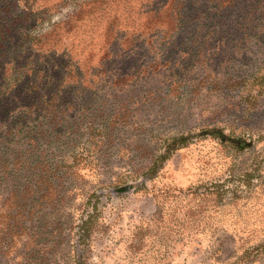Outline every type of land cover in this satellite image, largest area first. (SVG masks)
<instances>
[{
	"label": "rangeland",
	"instance_id": "1",
	"mask_svg": "<svg viewBox=\"0 0 264 264\" xmlns=\"http://www.w3.org/2000/svg\"><path fill=\"white\" fill-rule=\"evenodd\" d=\"M30 6L43 21L6 69L51 57L65 90L5 107L0 264H264V17L246 0Z\"/></svg>",
	"mask_w": 264,
	"mask_h": 264
},
{
	"label": "trees",
	"instance_id": "2",
	"mask_svg": "<svg viewBox=\"0 0 264 264\" xmlns=\"http://www.w3.org/2000/svg\"><path fill=\"white\" fill-rule=\"evenodd\" d=\"M28 2L29 0H0V123L8 111L5 107L17 103L15 93H19L22 97L20 101L30 98V96H42L44 93H49L48 102L50 103L65 90L66 76L62 75L57 78V65L51 57L45 59V55H43L42 58L45 59L43 61H41L42 58L37 57L35 60L29 59L26 64L15 66L17 70L6 69L8 64L5 61L12 60L16 54L22 52L21 48L30 42L29 37L20 38L14 48L12 39L15 38V34H35L36 23L43 21L39 16L42 11H37L33 6L25 7V3ZM221 3L223 2L221 1ZM225 7L222 8L220 4L218 10ZM250 7L253 10L250 13L255 15L258 12L259 17H264V0H246V8ZM48 104L47 106L50 107ZM28 110L29 106L23 114L27 115ZM159 212L162 213L160 210ZM158 215L160 221L163 220V216L160 213Z\"/></svg>",
	"mask_w": 264,
	"mask_h": 264
}]
</instances>
